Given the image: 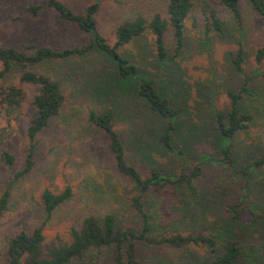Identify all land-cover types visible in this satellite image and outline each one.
Wrapping results in <instances>:
<instances>
[{
  "label": "rangeland",
  "instance_id": "1",
  "mask_svg": "<svg viewBox=\"0 0 264 264\" xmlns=\"http://www.w3.org/2000/svg\"><path fill=\"white\" fill-rule=\"evenodd\" d=\"M60 1L77 13L82 12L89 3L95 2L96 30L108 44L114 42L116 25L135 15L149 17L157 12L165 16L166 0ZM192 1L196 7L184 20L183 46L174 59L176 70L171 63L166 65L165 72L155 68L149 32L138 40L119 46L118 52L144 73L156 75V81L164 82L163 87L170 89L173 84H182L186 94L180 97L183 99L186 96L185 104L188 107L185 112L195 121L199 113L194 106L204 95L206 98L203 103L206 100L209 102L207 109L213 107L222 110L227 104L225 88H236L246 79L251 96L244 97L241 106L248 108L254 118L247 130L236 136V141L260 144L264 141V53L259 63L255 62L254 54L264 44V15L253 11L244 0H239L241 21L238 24L232 13L218 5L216 0ZM31 5L38 6L35 14L29 10ZM209 9L215 11L216 18L222 23L220 32L211 25ZM89 40L90 35L79 30L74 23L59 19L47 6L46 0H0V46L30 52L39 45L59 49L86 44ZM236 41H240L243 50L239 71L231 63L237 47ZM165 42L168 52H171L169 31L165 32ZM111 67L110 59L94 49L83 55L30 66L33 71L42 72L59 82L64 102L58 114L50 118L36 135L32 167L16 180H12V173L23 166L25 128L34 115L31 105L34 85L19 82V70L16 67L12 68L4 80H0V85L12 83L20 86L24 93L22 113L11 123L13 132L3 142V146L13 153L15 161L11 169L0 162V190L10 181L8 207L0 215V264H4L6 240L19 230H30L41 220L39 195L44 188L56 192L68 185L71 190L70 198L54 211L45 224L43 234L46 240L55 237L67 240L69 226L76 225L87 213L101 216L111 210L118 216L119 222L139 226V219L131 210L123 208L120 202L131 185L114 170L102 131L86 120L88 109L100 111L106 107L113 108L114 128L123 140L126 157L141 176H145L150 167H156L163 174H175L180 168V162L169 163L167 154L158 150L149 152L152 164L147 157L144 159L142 152L152 146L156 147L152 136L160 120L135 96L131 88L124 93V90L121 92L118 89V83L115 88L108 82L107 76L112 75ZM170 69L177 72L168 73ZM169 79L172 82L169 83ZM103 85L108 88L103 90ZM202 107L206 109L204 104ZM205 118L203 116L199 120L205 121ZM203 150L209 151L210 147L198 146L197 155ZM196 183L199 189L207 190L217 184L221 190L217 198L221 202L214 207L215 210L207 212L199 230L208 233V226L216 216L227 220L230 213L224 206L233 205L239 212L238 224L241 229L237 233L243 234L241 236L244 237L246 253L255 259L254 262H248L242 258L241 264H264V231L255 226L247 229L251 220L249 211L258 210L252 207L258 199L254 186L250 185L246 189L241 176L232 173L223 164L212 161L202 166V174ZM171 196L165 191L156 192L148 204L151 215H161V222L169 223L163 228L166 233L175 231V213L169 208ZM181 229L178 230L184 233ZM219 249L218 244L210 249L201 245L173 248L166 244L136 242L139 264L204 263ZM107 263L108 250H104L99 264Z\"/></svg>",
  "mask_w": 264,
  "mask_h": 264
},
{
  "label": "trees",
  "instance_id": "2",
  "mask_svg": "<svg viewBox=\"0 0 264 264\" xmlns=\"http://www.w3.org/2000/svg\"><path fill=\"white\" fill-rule=\"evenodd\" d=\"M244 1L253 11L264 15V0ZM238 2L239 0H216L218 5L232 13L239 24L241 15ZM46 4L59 19L74 23L79 30L88 33L90 40L86 44L59 49L39 45L30 52L0 46V80H4L12 68L16 67L19 70L18 81L34 85L31 99L34 115L28 120L25 128L23 166L12 173V180L30 170L36 135L47 125L50 118L58 114L64 102L59 82L42 72L33 71L30 66L83 55L90 49L110 59L112 75L107 76L108 82L115 88L119 84L118 89L121 92L124 90V93L131 88L135 96L160 120V125L152 136L156 147L152 146L146 152H142L144 159L147 157L152 164L149 152L158 150L167 154L169 163L177 161L181 166L175 174H163L156 167H150L148 173L141 176L126 157L123 140L114 128L113 108L106 107L100 111L88 109L86 120L102 131L114 170L131 185L129 194L126 193L120 202L123 208L131 210L139 219V226L119 222L118 216L111 210L101 216L87 213L76 225L69 226L67 240L58 237L46 240L43 234L44 226L54 211L70 198L71 190L68 185L56 192L44 188L39 195L41 220L30 230H19L6 240L3 251L4 264H99L100 255L104 250H108L107 264H139L136 256V242L139 241L152 245L166 244L173 248L201 245L212 249L217 244L220 246L219 251L208 261L204 263L190 261L187 264H241L242 258L254 262V257L246 253L244 237L241 236L243 234L237 233L241 229L238 224L239 212L233 205L224 206L230 213L227 220L216 216L208 226V233L199 230L198 227L202 226L200 223L204 222L207 212L215 210L214 207L221 202L217 199L221 190L217 184L211 185V189L209 187L207 190L199 189L196 183L202 174V166L210 161L219 162L232 173L241 176L245 188L254 186L258 194L256 204L252 205L258 210L249 211L251 220L247 224V229H253L255 226L264 231V141L260 144L257 142L242 144L241 141H236V136L247 130L254 118L248 108L241 106L244 97L251 96L247 80L236 88H225L227 104L222 110L213 107L207 109L209 102L206 100L203 103L206 98L204 95L194 106L199 113L195 121L185 112L188 107L185 104L186 96L183 99L180 97L186 94L182 84L179 86L173 84L171 90L163 87L164 82L156 81V75L144 73L118 52L119 46L138 40L149 32L151 53L156 66L153 67L165 72L166 65L171 63L176 70L177 64L174 59L183 46L184 20L196 7L195 3L192 0H166L164 17L157 12L149 17L135 15L130 20L116 25L112 44H108L96 30L95 2L89 3L80 13L72 11L60 0H46ZM37 9L36 5L29 7L33 14ZM208 13L211 25L220 32L222 23L216 18L215 11L209 9ZM167 31L170 32L171 52H168L165 42ZM236 43L231 63L235 70L239 71L243 50L240 41ZM263 53L264 44L256 49L255 62H260ZM175 70L170 69L168 73L177 72ZM170 82L172 81L169 79ZM106 88L107 85H103V90ZM23 96V89L18 85L12 83L0 85V162L7 169H11L15 157L3 146V142L13 132L11 123L22 113ZM202 104L207 110L203 109ZM203 116L207 119L199 120ZM198 146L204 148L209 146L210 150L198 151L197 155ZM9 183L10 181L0 190V215L8 207ZM163 191L172 195L169 207L175 213L173 217L175 231L172 233L164 231V225L169 223L161 222V215H151L149 211L150 197L156 192Z\"/></svg>",
  "mask_w": 264,
  "mask_h": 264
}]
</instances>
